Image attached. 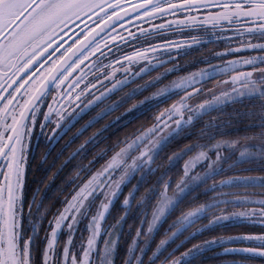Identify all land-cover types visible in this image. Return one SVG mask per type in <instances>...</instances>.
<instances>
[{"label":"snow or ice","instance_id":"obj_1","mask_svg":"<svg viewBox=\"0 0 264 264\" xmlns=\"http://www.w3.org/2000/svg\"><path fill=\"white\" fill-rule=\"evenodd\" d=\"M209 28L240 46L198 57L219 61L200 79L169 81L182 67L173 61L203 43L185 33ZM205 73L232 75L206 89ZM245 100L258 103L203 120ZM53 117V139L71 149L57 174L72 171L41 204L48 181L29 188L33 141ZM122 195L125 215L110 225ZM133 207L139 227L125 253L114 237ZM233 229L243 231L222 234ZM213 248L223 250L212 258L244 257L220 264H264V0H0V264H204Z\"/></svg>","mask_w":264,"mask_h":264},{"label":"trees","instance_id":"obj_2","mask_svg":"<svg viewBox=\"0 0 264 264\" xmlns=\"http://www.w3.org/2000/svg\"><path fill=\"white\" fill-rule=\"evenodd\" d=\"M141 26L147 27L146 25H143V23ZM221 27L226 28L227 25H222ZM120 35H124V34L121 33ZM229 35H232V33L224 32V31H221L220 29L213 30L211 28H209L207 31L200 30L197 32L185 33V37L195 36L199 40L203 41V43L198 48L193 47L187 54L178 56L177 59L173 61V63L179 64L182 67H180L176 72L171 73L167 79L169 81H171V80H175L177 77L188 76V75L193 74V73L198 74V78H200L199 74L201 73L202 70L209 68L210 65L219 63V61L209 60L207 63L195 62L198 57L208 56L209 54H214L216 52L223 51L226 47L237 48L240 46L238 42L233 41V42L229 43V42H226L223 40V38L225 36H229ZM165 39L168 41H172V40H176V39H181V37L166 36ZM252 42L253 43H260L262 41L253 39ZM152 43L155 44V43H158V41H152ZM172 55L175 56L176 53H173ZM254 55H257V53L243 52V53L239 54L240 57H248V56H254ZM165 58L166 57L161 56V59H165ZM236 58H239V57H225L224 59L230 60V59H236ZM170 67H172L171 64H165L164 65V68H170ZM117 70L123 71V69L119 68L118 66H117ZM159 71H163V69H156V71L151 72L150 75H156V73ZM241 71H243V69H241ZM230 74H232V73H227L225 75H217V76H213L211 79H208L207 73H205L204 83L202 86L205 87L206 89H214L215 86L219 85L221 81L228 80ZM144 79H147V77H144ZM139 82H140L139 80L136 81V83H139ZM200 86L201 85H197V87H200ZM125 90H127V89H125ZM230 90H231V86L229 88H221V92H227ZM150 91H154V89L150 90ZM215 94L219 95L220 93L217 92ZM144 95H149V92H145ZM180 95H183V93H180ZM176 97H178V96H175V95L172 96L167 101V103L161 105V107H167V106L171 105L173 103V101L178 100V99H176ZM141 98L142 97H137V99H141ZM203 99H211V97H203ZM200 102H202V101H200ZM257 103H258V101H256V100H253V101L245 100L243 104H240V103H237L235 105L230 104L229 107L224 109L223 111H211V112H209L206 116L203 117V120L207 121L209 118H214L217 120L227 119V113L231 112L233 110V108L244 109L245 105H247L248 108H252ZM124 107H127V105H125ZM122 111H124V108H120L116 111H113L110 114V116L106 118V120L112 119L115 116H119V114ZM145 120H148V122H151L150 116L149 117H142L141 119L135 121L134 124L130 125L128 129H123L121 131V135L124 132L131 131V129L133 127H139L141 125V123H143ZM104 122L105 121H101V123H104ZM97 127H99V125H97ZM186 127H188V125H186ZM196 127L199 128L200 124H197ZM64 142H65L64 140H60L52 150L49 149L50 154L47 156V160H48L47 167H45L46 165H43L42 163H38V158H37V160H34V162H33L36 165V168H35V173L33 174L31 172V175H30L31 176L30 190L35 189L40 184H41V187L43 188V187H45V185L43 184V181H48L47 186L44 188L45 193H43V195L41 193V195H42L41 203L42 204L44 202L47 203L49 200L52 199V197L56 193L57 189L61 187L63 181L69 177V175L72 171L71 166H69V168H66L57 174V169L60 167L61 163L65 160V157L68 155V152L71 151V149H66V150L61 149ZM76 143L78 144L79 141H77ZM75 147H76V144H73L72 148H75ZM60 150L61 151L64 150L62 155H58ZM185 159H187V157H185ZM73 163H75V161H73ZM176 163L178 164L179 162H176ZM182 164H183V161H181V166H182ZM175 166H176V164L172 165V167H175ZM49 177L52 178L50 181H49ZM133 182L135 183V181H133ZM145 186H147V185L145 184ZM71 187H72L71 184L64 185V191L60 195L63 196L64 194H66ZM129 187H130V185H129ZM142 191H143V188L141 189V192ZM233 191H234L235 195H237V196H246V195L252 194L253 192H259L260 190L259 189L240 188L238 190H233ZM126 193H127V189H124V194H126ZM138 196H139V194H138ZM122 198H123V195L121 196V198H118L116 200L113 207L111 208L112 216L109 217V220L111 219L112 222H115V220L119 216H123L125 209L120 207ZM252 198L253 199H260L261 197L257 196V195H252ZM53 205H54V207H60V201L58 199L53 201ZM244 207L251 208V207H253V205H246ZM135 210L136 209L134 207V212L132 213V215H134V217H136L135 213L137 211V210L136 211ZM232 210H234V211L243 210V208L240 206H237L235 209H232ZM131 211H132V209L129 211V213H131ZM133 223H134V221L132 222V224ZM138 224H139V222L135 221L134 226L125 228L122 231L123 232L122 242H124V246H125V243L128 244L132 241L133 236L135 235V233H133L135 231V226H138ZM166 226L167 225H165V227ZM240 231H243V230L242 229H233L230 232H226V233H222V234H238ZM157 240H159V237H157ZM120 244L122 247L123 243L120 242ZM228 246L229 245H225L224 247H228ZM222 250H223L222 248H213L210 251L206 252L204 255H205V257H208V259L204 260V264H220V262L223 260H231V259L241 260L244 258L242 256H228V257L218 256V257L212 258L214 253L221 252Z\"/></svg>","mask_w":264,"mask_h":264},{"label":"rangeland","instance_id":"obj_3","mask_svg":"<svg viewBox=\"0 0 264 264\" xmlns=\"http://www.w3.org/2000/svg\"><path fill=\"white\" fill-rule=\"evenodd\" d=\"M119 35L121 34V33H118ZM105 64H108V61H105ZM232 74H230L229 75V77L231 76ZM196 76H197V79H200V78H198V74H196ZM117 78H119V77H117ZM94 82V81H93ZM113 98H115V97H113ZM176 99H178V97H176ZM190 103V102H189ZM197 103H200V101H197ZM171 104V103H170ZM123 112V111H122ZM121 112V113H122ZM120 113V114H121ZM119 114V115H120ZM116 117V116H115ZM178 118V117H177ZM41 120H43V119H41ZM54 121H55V117H53V121L49 124L50 125V127L48 128V133H49V138H48V142H47V148H48V150L49 149H51L52 147H53V145L54 144H56L57 143V141L55 140V139H53V136H54V134H52L51 133V131H50V129L52 128V127H55V123H54ZM36 131L37 132H40V130L38 129V128H36ZM41 133V132H40ZM42 134V133H41ZM40 134V135H41ZM40 135L38 136V137H40ZM34 141H35V139H34ZM34 141H33V143H34ZM104 163V161L103 160H101V161H99V163L96 165V168H98L99 166H100V164H103ZM45 167H47V165L45 166ZM93 171H95V168L93 169ZM44 192H42V195H43V193H45V189L43 190ZM42 195H41V198H42ZM124 195H127V193L126 194H124ZM119 198H121V196L119 197ZM118 199V198H117ZM116 199V200H117ZM123 199H124V196H123V198H122V200H121V205H120V207L121 208H124L123 207ZM116 200H115V202H116ZM114 202V203H115ZM114 203L113 204H110V206H109V210L111 211V208L113 207V205H114ZM133 203V205L135 204V201H133L132 202ZM42 204V203H41ZM136 211V210H135ZM134 212V207L132 208V211H131V213H129L128 214V217H127V219L125 220V222L120 226L121 227V229H122V231L125 229V228H128V227H132V226H134V224H135V221L136 222H139V220L136 218V217H134V215H132V213ZM123 215H125V211H124V213H123ZM134 221V223L132 224V222ZM108 223L111 225V224H113V223H115V222H112L111 221V219L108 221ZM137 227H139V224H138V226H135V231H136V228ZM145 228L147 227V225H145L144 226ZM118 232L117 234H116V237H114V238H117V239H119V242H121V243H123V245H122V250H124V252L126 253V250H127V248H128V246L129 245H131V244H133L134 243V241H133V239H132V241L130 242V243H125V246H124V242H122V238H123V232ZM135 231L133 232V233H135ZM60 235H61V237H63L64 235H65V233L62 231L61 233H60ZM85 235H87V233H85ZM121 237V238H120ZM126 242V241H125ZM103 243V241H101V244ZM121 245V244H120Z\"/></svg>","mask_w":264,"mask_h":264},{"label":"flooded vegetation","instance_id":"obj_4","mask_svg":"<svg viewBox=\"0 0 264 264\" xmlns=\"http://www.w3.org/2000/svg\"><path fill=\"white\" fill-rule=\"evenodd\" d=\"M49 100H50V98H49ZM42 107L44 108V111H47V107L46 106H43L42 105ZM40 119H43V116H40L39 117ZM49 127H50V125H49ZM48 127V128H49ZM37 128L40 130V132L42 133L41 135H40V137H36L35 138V141H34V144H38L39 145V149H37V158L39 157V154L41 153V152H43V150L44 149H48L47 148V142H48V138H49V136H45V132H47L48 133V128H46V129H44L43 131H41V129H40V127H39V125L37 126ZM60 141V140H59ZM58 141V142H59ZM57 142V143H58ZM57 143L56 144H54L53 145V147L51 148V150L55 147V145H57ZM31 172L29 173V188H30V186H31V184H30V181H31Z\"/></svg>","mask_w":264,"mask_h":264}]
</instances>
